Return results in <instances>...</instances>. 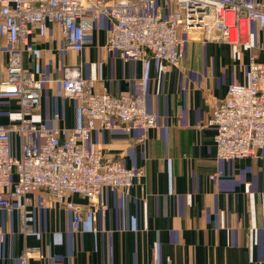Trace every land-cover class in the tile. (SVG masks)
I'll return each mask as SVG.
<instances>
[{
    "label": "crops",
    "instance_id": "obj_1",
    "mask_svg": "<svg viewBox=\"0 0 264 264\" xmlns=\"http://www.w3.org/2000/svg\"><path fill=\"white\" fill-rule=\"evenodd\" d=\"M164 15L175 9L156 0ZM264 7V0H257ZM85 47L67 50L55 25H37L29 36L33 49L22 57L24 70L42 82L39 107L26 118L63 129L81 124L78 102L66 97L64 69L79 67L94 81L97 93L111 96L143 93L148 112L157 117L149 131L96 128L88 140L104 160L142 168V179L127 190L104 188V211H93L86 198L66 193L80 209L77 231L72 213L43 189L29 194L23 218L30 230L20 234L22 215L0 209V264H264V149L252 158L222 161L216 157L215 128L208 121L231 84H245L251 57L264 63V30L246 26V41L230 44L188 38L178 67L161 69L158 60L126 59L106 47L110 23L85 19ZM8 62L0 32V81ZM54 115L58 119H54ZM15 99L0 98V124L19 125ZM13 154L19 140L11 137ZM210 175H214L210 179ZM246 185L248 189L246 190Z\"/></svg>",
    "mask_w": 264,
    "mask_h": 264
},
{
    "label": "built area",
    "instance_id": "obj_2",
    "mask_svg": "<svg viewBox=\"0 0 264 264\" xmlns=\"http://www.w3.org/2000/svg\"><path fill=\"white\" fill-rule=\"evenodd\" d=\"M166 1L175 5L168 15L156 0H0V32L8 54L0 98L17 100L22 112L19 125L0 124V209L11 213L14 200L20 201V234L30 230L23 218L32 191L45 190L70 211L73 230L77 231L81 212L65 200L66 193L86 198L93 211L97 207L104 211V188L127 190L142 179V168L104 160L99 149L88 148L96 128L119 127L130 132L149 131L157 125L143 93L118 97L97 93L94 81L83 77L79 67L65 68L60 84L63 94L78 102L81 124L63 129L28 120L26 115L39 107L42 82L24 70L22 57L32 52L29 36L37 25H55L64 48L81 53L86 44L85 19L95 22L103 17L110 23L109 51L141 62L158 60L162 71L180 65L191 32L202 31L204 40L247 45L248 22L264 30V7L257 0ZM208 123L216 130L213 140L219 160L252 158L256 150L264 149V63L251 57L247 82L228 86ZM12 136L19 140L18 155L12 153ZM33 252L26 249L19 264H28ZM154 264L173 263L167 259Z\"/></svg>",
    "mask_w": 264,
    "mask_h": 264
},
{
    "label": "rangeland",
    "instance_id": "obj_3",
    "mask_svg": "<svg viewBox=\"0 0 264 264\" xmlns=\"http://www.w3.org/2000/svg\"><path fill=\"white\" fill-rule=\"evenodd\" d=\"M191 35L189 36V38H196V39H198V38H201L202 36H203V33H202V31L201 32H199V31H196V32H191L190 33Z\"/></svg>",
    "mask_w": 264,
    "mask_h": 264
}]
</instances>
